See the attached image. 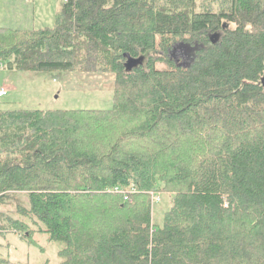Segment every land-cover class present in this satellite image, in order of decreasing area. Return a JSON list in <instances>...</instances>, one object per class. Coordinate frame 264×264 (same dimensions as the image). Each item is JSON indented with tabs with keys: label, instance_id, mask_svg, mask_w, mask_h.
<instances>
[{
	"label": "trees",
	"instance_id": "trees-1",
	"mask_svg": "<svg viewBox=\"0 0 264 264\" xmlns=\"http://www.w3.org/2000/svg\"><path fill=\"white\" fill-rule=\"evenodd\" d=\"M0 63L113 74L108 109H0L1 238L47 235L59 264H264V0H62L52 26H0Z\"/></svg>",
	"mask_w": 264,
	"mask_h": 264
},
{
	"label": "rangeland",
	"instance_id": "rangeland-1",
	"mask_svg": "<svg viewBox=\"0 0 264 264\" xmlns=\"http://www.w3.org/2000/svg\"><path fill=\"white\" fill-rule=\"evenodd\" d=\"M62 0H0V26L20 29L52 26ZM180 63L189 59L180 47L172 51ZM113 74L101 72H66L55 75L48 71H21L0 67V88L6 93L0 98V109H108L112 106ZM152 203V218L161 223L163 212L169 206V196L157 195ZM22 200L24 195L19 196ZM17 216L15 207L3 209ZM0 237L3 253L11 264H59L58 241L35 233L25 241L19 234L9 232ZM4 255V256H6Z\"/></svg>",
	"mask_w": 264,
	"mask_h": 264
},
{
	"label": "water",
	"instance_id": "water-1",
	"mask_svg": "<svg viewBox=\"0 0 264 264\" xmlns=\"http://www.w3.org/2000/svg\"><path fill=\"white\" fill-rule=\"evenodd\" d=\"M125 56L127 57V60H126V63H125L127 68H130L131 66H133L135 64L136 61H138V59H134V58L130 57L127 54H125ZM261 81L264 84V76L262 77Z\"/></svg>",
	"mask_w": 264,
	"mask_h": 264
},
{
	"label": "built area",
	"instance_id": "built-area-1",
	"mask_svg": "<svg viewBox=\"0 0 264 264\" xmlns=\"http://www.w3.org/2000/svg\"><path fill=\"white\" fill-rule=\"evenodd\" d=\"M0 67H3V64L0 63ZM6 93L5 88H0V98L3 97ZM155 199H158V196H154Z\"/></svg>",
	"mask_w": 264,
	"mask_h": 264
}]
</instances>
